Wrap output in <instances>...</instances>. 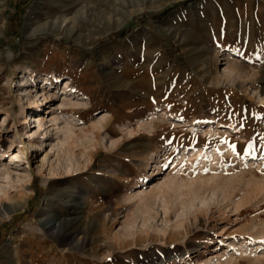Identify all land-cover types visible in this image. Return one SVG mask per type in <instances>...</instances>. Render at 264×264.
<instances>
[{"label":"rangeland","instance_id":"obj_1","mask_svg":"<svg viewBox=\"0 0 264 264\" xmlns=\"http://www.w3.org/2000/svg\"><path fill=\"white\" fill-rule=\"evenodd\" d=\"M153 1L0 0V164L26 165L12 158L21 140L30 149L32 116H44L28 154L32 195L23 209L0 214V264H264V101L250 87L220 92L202 71L206 60L226 69L228 53L264 72V0ZM22 75L29 80L19 85ZM67 80L69 92L89 100L69 116L77 131L104 112L118 124L130 120L132 130L108 126L94 155L88 143L58 145ZM256 86L264 91V77ZM24 87L38 103L25 98L21 114ZM163 111L199 128L139 125ZM55 113L57 124L49 121ZM209 124L230 133L205 132ZM79 210L100 214L104 231L76 238L35 229L41 211ZM158 228L183 233L156 238Z\"/></svg>","mask_w":264,"mask_h":264},{"label":"bare ground","instance_id":"obj_2","mask_svg":"<svg viewBox=\"0 0 264 264\" xmlns=\"http://www.w3.org/2000/svg\"><path fill=\"white\" fill-rule=\"evenodd\" d=\"M145 2L146 1H143L142 3H138V4H145ZM125 16H124V19L126 18ZM0 33H2V30L0 31ZM252 48H254V46ZM13 54H14L13 51H10V53L7 55L8 59L11 56H13ZM225 58L228 59L227 60L228 64L225 67L226 69H223L221 72L220 71L218 72V69L216 67L212 66L213 64L211 63V60H206L205 63H206L207 66H206V68H202V71L206 72L205 75H208L209 78L212 79V81L217 86V88H221L220 92L221 91L222 92H226V90H228V91L229 90H234V91H238L240 93V92L246 91L250 87V88H253L254 91H256L255 93L258 96V98L261 101H264V91H262V89H260V88L258 89V87L256 86L257 82H259V80L264 77V72H261L260 69H258V70L253 69L252 70L251 68L246 67L245 65L237 63V62H239V59H235L236 61L232 60L231 59L232 56L229 55L228 53H227ZM192 65L196 68L197 67V61H192ZM200 74H203V73L201 72ZM208 76H207V78H208ZM27 77L25 75H22L21 79L19 80V85L27 84L26 82H28V80H29V78H27ZM31 80L34 81V77L33 76H31ZM43 80H46L45 83H47V82H49L50 79L48 77H44ZM23 81H25V82H23ZM20 83H22V84H20ZM71 84H72L71 81H68V80L66 81V83L64 85V88L66 87L65 88L66 91L63 93V97H62V99L60 101V106L64 107L63 113L64 112H67V113H66V117H63V119H62L63 120V124H58L57 125V129L58 130H57L56 134H57V142H58L57 144L58 145L60 144L63 147L67 146V148H69V149H74V148L80 147L83 144L88 143L87 147H89L88 149L91 150L90 153H93L94 152L93 149H97V145H98L97 143L100 142L101 140L104 141V137L101 138V134L100 133H101L102 130L107 129L108 126L111 125V126L114 127V125L117 124L116 128H119L121 130H128V131L132 130L131 123L129 122L130 120L127 121L126 123L124 122L123 124H120V123L118 124V122L116 123L115 114H113L112 112H104V113L101 114V116L97 117L88 128H86V129L83 128L80 131H77V128L75 126L76 123H72L71 122L74 118L71 119V118H69V116L73 115L74 112L78 111V109L81 106L87 105L89 103L88 102L89 100L86 101L85 100L86 97L82 96L81 93H76L74 91H70L69 92V87H70ZM14 85H15V82L14 83L11 82L10 86L12 87V89H13ZM21 91L22 92L20 94V97H17L16 100H18V104L20 106V110H21L20 113L23 114L25 109H26V104L23 102V100L26 98L27 101H30V102H33V103L37 104L38 103V99H34V96L32 95V91L28 87L21 88ZM229 92H231V91H229ZM44 94L45 93H43V95ZM242 100L243 101L245 100L244 96H242ZM234 102L236 104L235 108L238 107L239 106V101L235 100ZM27 108H28V105H27ZM119 113H120V111H119ZM121 114L123 115V113H121ZM32 118H33V122H36V125L33 124L34 125L33 128L29 127L30 129H28V128L24 129L25 133L27 134V137L29 138L30 149L28 150L26 147L24 148L22 146L23 143H22V140H21L20 143H19L20 146H19V149H18V153H16L15 156L12 158V160H15L17 162H22V163H20V165H25V164L26 165L24 167H22V168H12V167H8L9 163H6L4 161L1 162V164H0V181H5V185H2L0 183V185H1L0 186V193L2 192V190H4L2 192V194L0 195V214H1V212L5 211V210L16 211V210L23 209L26 206L28 199L32 195V191L33 190H32L31 184H32V179L35 176H33V172H32V169L30 167L28 154H29L31 148H34V146H35L34 141H36L38 136H39V130H36L35 128H36V126H38V128L42 127L44 116H42V114H35V115L32 116ZM59 118H60V116L55 113V115L53 114V116H51L49 118V121H51L54 124H57ZM167 119H166V112L163 111V112L151 114L149 119H146V120L145 119H139L138 123H139V125H142V124L145 125L146 127H148L149 130H152V129L157 130V128L158 129L159 128L166 129L167 127L164 126V124H163L165 122L166 123L168 122L167 125L170 124V125H172V127L173 126L181 127V126L193 125L191 127L192 129L196 130V129L199 128L198 124L190 123L189 119L186 120L187 118H185L182 121H180L178 119H172L171 121H168L169 119L168 120ZM14 123L17 124V119H15ZM196 125H197V127L195 129ZM208 126L209 127L207 129L204 128L205 132H211L212 130H214L215 133H219V131L222 130V132H224L223 133L224 135L230 133V131L227 130L226 128H224V129H219L218 127L215 128V127H212L211 124H209ZM113 129L115 130V128H113ZM17 134H18V131H17ZM200 139H202V138H200ZM189 143H190V141H189ZM186 145H188V144H186ZM12 146H13V142L11 141V143L9 145V148L7 150L8 151L15 150V147L12 148ZM81 149H83V151H86L87 148H81ZM229 149H231V148H229ZM1 150L5 152L4 148H1ZM201 150L202 149H199L197 151V154L200 153ZM81 155H83V154H81ZM90 155L92 157V154H90ZM93 155H94V153H93ZM90 159H92V158H90ZM78 165L80 166L81 163L78 164ZM75 167L76 166H74V165L73 166H70V165L66 166L65 167V172L68 173L69 171H73L75 169ZM12 171H14L15 174H17V177L15 179H12V175H11ZM12 180H15V183H13ZM225 180L228 181L227 179H225ZM205 181L203 179V183ZM223 183H225V181ZM227 183L229 184V182H227ZM218 185H220V183ZM223 186H225V185H223ZM144 190L145 189H139L136 192V194L141 195ZM194 192H196V193L199 192V189L198 188L195 189ZM145 203L147 204L148 200H145ZM86 204L85 203L81 204V207H82L83 210H84ZM83 210H79L78 213H77V211H78L77 210L76 211L77 214L71 215V216H67V217H64V216H61V215L60 216L55 215V213L53 214L50 211L47 212V213H44V212L41 211V212H39L38 218H36V221H37V225L36 226H37V228H35V229H37V232L40 231L41 234L44 237L48 236V235L52 236V237H56V236L60 237L61 235H72L73 234L72 236L77 238V235L75 236V234L80 233V232H84L85 233V232H88V231H91V230H96V232H103L104 231V223L102 222V218L99 216L100 214L96 215V216H92V215L89 216V214L86 215ZM44 215H45V217H44ZM0 222H2V217L1 216H0ZM177 223H179V222H177ZM178 225L181 226V223L178 224ZM187 226H186L185 229H187ZM183 229H184V227H183ZM156 230H157V234L155 235L156 238L157 237L158 238H160V237L163 238V237H167V236H178V235H182V233H183V230H180V229L176 230V231H173V233H170V232L168 233V231H167V234H166V229L158 228ZM160 230H163L162 234L160 233ZM170 231H172V230L170 229ZM37 232H36V230H33V231H30L29 233L31 235L32 234L35 235ZM82 238H83V236H82ZM140 239H142V237ZM79 243H80V239L76 240V242L74 243V248H77L79 246ZM34 264H36V263H34Z\"/></svg>","mask_w":264,"mask_h":264},{"label":"trees","instance_id":"obj_3","mask_svg":"<svg viewBox=\"0 0 264 264\" xmlns=\"http://www.w3.org/2000/svg\"><path fill=\"white\" fill-rule=\"evenodd\" d=\"M36 181H37V176H35L33 179H32V185H36ZM37 189V188H36ZM5 225V224H4ZM1 231V230H0Z\"/></svg>","mask_w":264,"mask_h":264}]
</instances>
